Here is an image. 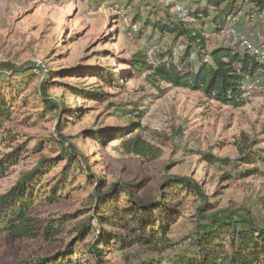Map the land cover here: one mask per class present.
<instances>
[{"label": "rangeland", "instance_id": "obj_1", "mask_svg": "<svg viewBox=\"0 0 264 264\" xmlns=\"http://www.w3.org/2000/svg\"><path fill=\"white\" fill-rule=\"evenodd\" d=\"M176 3L193 13L200 7L198 0H0V63L22 68L14 72L0 66V99L12 111L6 127L13 135L10 141L0 142V157L19 153L0 176V195L42 157L58 154L52 140L74 145L89 163L71 174V187L59 192L58 200L50 202L49 193L37 192V202L44 198L37 212L43 226L53 222L58 227L59 221L69 219L62 228H55L60 233L49 237L42 230L36 236L15 239L0 234V264H31L69 247V264H96L89 246L101 230L95 213L99 180L107 185L129 182L138 197H154L169 176H191L213 205L207 216L220 212L244 216L250 211L264 227V72H259L258 86L243 92L245 104L235 107L210 100L201 91L155 81L149 70H134L128 62L138 52L147 60L148 53L163 60L177 51L182 59L186 38L176 39L145 28L143 22H132L139 15L178 21L172 11ZM254 5L250 2L245 9L249 12ZM191 18L187 23L200 30L205 27L206 50L241 49L212 28L209 17L196 22L191 13ZM239 28L248 32L251 27L244 18ZM44 78H48L46 95L57 108L44 102ZM135 124L160 149L157 158L125 153L119 139L101 143L91 134L97 131L106 139L105 130L118 133ZM245 134L251 149L261 155L254 162H244L240 152ZM206 154L222 160L211 162ZM63 164H55L47 177H53ZM244 171L248 175L240 174ZM87 174L94 177L88 179ZM165 195L177 212L170 225V248L160 251L132 238L122 245L111 240L110 234L121 233L125 238L128 231L108 226L104 262L98 264H135L142 258L167 264L181 253L199 252L188 237L197 231L202 200L178 188L167 189ZM121 201L126 202L125 196ZM83 227L85 234L79 232Z\"/></svg>", "mask_w": 264, "mask_h": 264}, {"label": "trees", "instance_id": "obj_2", "mask_svg": "<svg viewBox=\"0 0 264 264\" xmlns=\"http://www.w3.org/2000/svg\"><path fill=\"white\" fill-rule=\"evenodd\" d=\"M194 14L196 22H203L210 18L212 28L220 31L230 16L243 7V0H198ZM202 2H206L201 6ZM255 5L253 9H264V0H250ZM143 22L144 27H153L161 33L173 34L176 39L184 37L187 39L186 52L182 59L176 64L170 62L167 65L163 60L157 64L150 63L145 54L136 53L131 60H128L132 69H147L151 72L153 79L158 82H166L174 87L183 86L194 91H201L208 99L235 107L245 104L243 97V86L251 79L259 77V72H264V64L244 51L242 48L219 46L211 50V58L208 61L202 60V49H205L206 35L204 26L200 30L197 26L184 21H174L169 18L149 15L146 19L138 17L134 23ZM205 22V21H204ZM206 25V24H205ZM197 51V59L188 58L191 51ZM11 71L18 72L21 69L9 62L0 63ZM240 68V71L236 69ZM101 77H104L101 75ZM108 80V79H106ZM111 81H113L111 79ZM48 78L42 82V93L45 104L51 108H57L54 101H50L47 94ZM109 82V80H108ZM75 94L79 90L72 87ZM84 94V93H83ZM11 109H7L5 100L0 99V142L10 141L13 138L11 129L6 127V122L11 119ZM138 124L120 132L105 130L106 139H103L97 131L91 134L101 143L107 140L121 141L120 147L125 153L139 155L145 159L152 160L158 157L160 149L138 132ZM6 134V135H5ZM243 146L240 152L243 153L244 162H254L253 158L261 156L251 149L248 136L243 135ZM52 149L58 148V154L53 157H42L40 161L30 169L24 171L17 183L6 193L0 195V234L7 233L11 239L33 237L42 230L43 234L49 237L59 234L55 228H62L69 220L59 221L55 227L53 222L43 226L41 218L38 217V209L44 202V198L37 202V192L49 193L46 195L50 202L58 200L59 192L71 187V174L76 169L82 168L84 162L88 163L85 156L74 146L62 139L52 140ZM12 146V145H10ZM58 146V147H57ZM17 150V149H16ZM19 153L9 152L0 157V176L16 162ZM207 160L215 162L222 160L212 154L205 155ZM227 162V161H226ZM52 163V165H50ZM64 163L59 172L53 177H47L55 164ZM52 166V167H51ZM241 175H248V172H240ZM88 179L94 176L86 175ZM106 188L105 191L103 189ZM134 186L129 182H115L109 185L99 180L95 188V213L100 222L101 230L97 238L89 246V253L92 254L97 263H103L104 244L109 236L108 226L123 227L128 234L124 238L121 233H111V240L129 244L127 239L148 247H155L158 250L170 248L169 238L170 225L175 220V206L169 204L166 194L167 189L178 188L181 191L195 195L202 200L199 208L201 220L197 231L188 240L195 244L199 252L189 250L169 260L167 264H264V227L258 225L250 211L244 216L238 213L220 212L207 216L205 212L213 209L202 185L191 176L172 175L162 184L156 196L138 197L133 190ZM40 195V194H39ZM125 196L126 202L121 201ZM60 230V229H59ZM86 228L79 230L81 234L86 233ZM229 242V245H227ZM71 260V247L59 251L52 256L38 259L31 264H69ZM135 264H163L161 261L152 258L137 259Z\"/></svg>", "mask_w": 264, "mask_h": 264}, {"label": "built area", "instance_id": "obj_3", "mask_svg": "<svg viewBox=\"0 0 264 264\" xmlns=\"http://www.w3.org/2000/svg\"><path fill=\"white\" fill-rule=\"evenodd\" d=\"M250 3V0H243V7H241L235 14L230 16L227 20V25L221 29V32L228 38L232 44L239 45L244 51L250 53L257 62L264 64V9L256 10L252 9L247 11L246 5ZM172 11L177 15L178 21L187 22L191 20V12L189 8L181 3H176L172 6ZM246 19L250 24V31L245 32L239 27L243 23V19ZM180 48H183L182 46ZM174 55H170L164 59V62L169 65L170 62L178 63L179 55L177 51H174ZM202 60L208 61L211 58L210 50H202ZM197 51L190 52L188 58L190 60L197 59ZM148 60L152 64H157L159 60L151 54H147ZM236 69L240 71V68L236 66ZM260 83L258 77L251 79L243 86L244 91L252 89ZM248 85V86H247ZM247 86V87H246ZM184 142L181 141V145ZM237 183V179H234Z\"/></svg>", "mask_w": 264, "mask_h": 264}]
</instances>
